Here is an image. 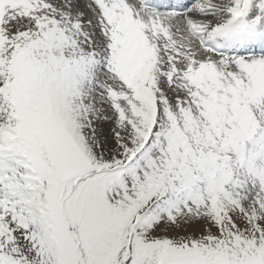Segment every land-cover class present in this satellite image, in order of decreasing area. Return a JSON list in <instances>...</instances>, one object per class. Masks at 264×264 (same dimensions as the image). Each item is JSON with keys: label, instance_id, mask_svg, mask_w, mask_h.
Masks as SVG:
<instances>
[{"label": "snow or ice", "instance_id": "1", "mask_svg": "<svg viewBox=\"0 0 264 264\" xmlns=\"http://www.w3.org/2000/svg\"><path fill=\"white\" fill-rule=\"evenodd\" d=\"M0 264H264V0H0Z\"/></svg>", "mask_w": 264, "mask_h": 264}]
</instances>
